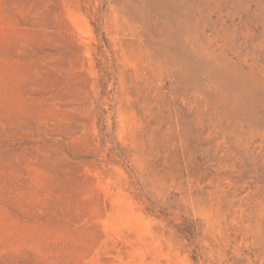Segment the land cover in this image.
<instances>
[{
    "label": "rangeland",
    "instance_id": "374dc122",
    "mask_svg": "<svg viewBox=\"0 0 264 264\" xmlns=\"http://www.w3.org/2000/svg\"><path fill=\"white\" fill-rule=\"evenodd\" d=\"M0 264H264V0H0Z\"/></svg>",
    "mask_w": 264,
    "mask_h": 264
}]
</instances>
